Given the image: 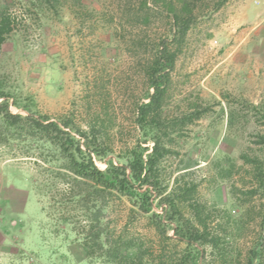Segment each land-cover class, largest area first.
Returning a JSON list of instances; mask_svg holds the SVG:
<instances>
[{
    "label": "rangeland",
    "instance_id": "1",
    "mask_svg": "<svg viewBox=\"0 0 264 264\" xmlns=\"http://www.w3.org/2000/svg\"><path fill=\"white\" fill-rule=\"evenodd\" d=\"M186 1L193 17L169 74L163 117L170 140H161L170 151L159 179L166 193L194 186L190 199L208 208L211 226L243 256L264 209L261 195L247 193L252 169L242 159L264 162V145L257 144L264 127L249 106L264 108V0ZM81 2L0 0V11L15 19L0 48V89L13 114L25 116L27 107L51 121L71 118L90 137L94 132L91 141L104 154L92 158L104 171L126 163L133 150L150 152L137 107L147 101V60L173 31L164 0ZM204 107L208 112L192 124L180 121ZM63 164L56 145L0 116V264H103L86 259L80 247L78 212L63 194ZM108 201L103 218L110 231L146 248L160 245L125 198ZM241 216L245 224L236 231Z\"/></svg>",
    "mask_w": 264,
    "mask_h": 264
},
{
    "label": "trees",
    "instance_id": "2",
    "mask_svg": "<svg viewBox=\"0 0 264 264\" xmlns=\"http://www.w3.org/2000/svg\"><path fill=\"white\" fill-rule=\"evenodd\" d=\"M74 1L79 5L82 3L81 0ZM225 1L220 0L219 4ZM164 2L173 34L171 39L159 42L147 60V101L137 107L136 114L137 124L149 132L152 144L145 157L142 152L133 150L126 163L109 164L102 171L92 158V154L98 157L104 154L103 149L91 141L95 138L94 132L90 137V133L86 135L82 132L71 118L51 121L35 115L27 107H22L26 111L25 116L13 114L9 110L8 96L1 89L0 116L7 126L25 125L29 131L43 136L47 142L59 148L64 160L60 174L61 184L65 188L63 194L74 207L73 210L78 212L74 224H77L78 241L86 259H101L103 264H202L208 248L211 261L204 264H264V209L259 212L257 230L242 256L235 250H229L226 235H221L216 227L211 226L212 213L208 208L190 199L194 186L182 192L172 190L166 193L165 186L160 182L159 164L170 151L161 140L162 135L170 140L169 125L163 117V103L170 71L193 17V9L186 0L179 1V6L173 0ZM14 21L6 8L0 11V48L13 31ZM249 106L257 112L258 122L264 127V108ZM207 112L208 108L204 107L183 116L180 121L192 124L193 120L200 119ZM233 126L234 116L230 112L228 127L231 129ZM257 138V144L264 145V135L260 133ZM82 140H85L84 145ZM242 159L252 169V185L247 193L252 197L261 195L264 198V162L248 155H243ZM110 198H125L130 204L131 214L146 217L161 238L160 245L146 248L144 243L126 237L121 231L118 234L110 231L103 218ZM158 208L160 213L155 211ZM233 224L235 230L239 231L245 224L244 216ZM168 230L172 236H168ZM172 240L176 243L173 250L166 243Z\"/></svg>",
    "mask_w": 264,
    "mask_h": 264
}]
</instances>
